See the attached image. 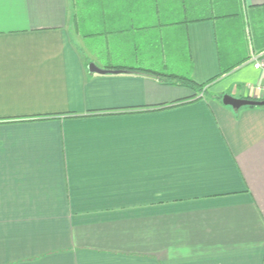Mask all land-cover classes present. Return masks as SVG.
Instances as JSON below:
<instances>
[{
	"label": "crops",
	"instance_id": "1",
	"mask_svg": "<svg viewBox=\"0 0 264 264\" xmlns=\"http://www.w3.org/2000/svg\"><path fill=\"white\" fill-rule=\"evenodd\" d=\"M125 1L0 0V264H264V0Z\"/></svg>",
	"mask_w": 264,
	"mask_h": 264
},
{
	"label": "trees",
	"instance_id": "2",
	"mask_svg": "<svg viewBox=\"0 0 264 264\" xmlns=\"http://www.w3.org/2000/svg\"><path fill=\"white\" fill-rule=\"evenodd\" d=\"M113 1L115 0H109V2H99V0H77L78 13L79 15L81 14V18L83 17V14H85L83 21L87 20L86 22L88 23L90 22L89 20H91L93 26H96L93 28H97V25H103L101 24L103 21L102 16L105 15L106 5L112 4L111 2ZM141 1H147L149 4L152 3L155 5V11L148 12L147 15H160L158 19L161 17L164 19V21H170L175 18L180 24H189L210 20L218 22H232L239 21L241 19V7L239 0H139V2ZM125 2L128 5L132 4L131 10L141 6L139 3L137 7H133L134 3H130L133 2L131 0H126ZM91 5L93 10L90 9ZM142 15H145L142 9L138 10L137 12H133L131 20L134 22L135 18L137 19L138 16L140 17ZM105 25H107V23ZM103 30L105 31V29ZM90 31L92 32L93 29ZM262 47L263 46H260V48ZM145 71L160 76L161 79L163 78V81L168 83L179 85L183 84L186 86L194 85V81L190 77H177L172 74H164L152 70ZM219 99L222 101L223 96Z\"/></svg>",
	"mask_w": 264,
	"mask_h": 264
},
{
	"label": "water",
	"instance_id": "3",
	"mask_svg": "<svg viewBox=\"0 0 264 264\" xmlns=\"http://www.w3.org/2000/svg\"><path fill=\"white\" fill-rule=\"evenodd\" d=\"M223 104L226 106H230L236 110H239L243 107H248V106H251V107L264 106V100L257 101V100H250V99H237L230 95H224Z\"/></svg>",
	"mask_w": 264,
	"mask_h": 264
},
{
	"label": "built area",
	"instance_id": "4",
	"mask_svg": "<svg viewBox=\"0 0 264 264\" xmlns=\"http://www.w3.org/2000/svg\"><path fill=\"white\" fill-rule=\"evenodd\" d=\"M251 62H253L254 66L258 69H264V62L261 61L257 56L252 57Z\"/></svg>",
	"mask_w": 264,
	"mask_h": 264
}]
</instances>
